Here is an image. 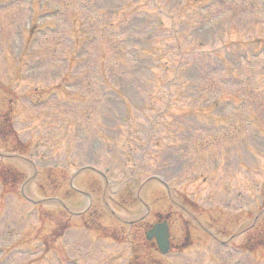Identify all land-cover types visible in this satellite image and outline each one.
Listing matches in <instances>:
<instances>
[{"label": "rangeland", "instance_id": "rangeland-1", "mask_svg": "<svg viewBox=\"0 0 264 264\" xmlns=\"http://www.w3.org/2000/svg\"><path fill=\"white\" fill-rule=\"evenodd\" d=\"M79 1L44 0L43 14H58L52 22L39 17L28 23L33 29L25 39L19 37L21 46L14 48L17 57L12 45L26 30L30 16L41 14L39 2L34 0L28 9L22 3L9 5L8 0H0V115L9 116L13 123L10 132H14L0 138V169L7 166L17 182L12 190L1 185L0 178V264H264V0H97L101 3L97 4L98 11L105 10V14L96 12V17L102 26L111 21L107 28L119 33L115 41L113 36L104 38L111 34L108 30L103 33L97 25L91 27L89 17L83 24L80 12L73 10ZM108 13L117 15L109 18ZM128 15L131 18L125 27L124 16ZM35 29L44 33H34ZM125 42L138 51L129 55L124 50ZM102 44L113 54L102 51L100 55ZM32 65H36L35 72L28 70ZM68 74L74 76H69L71 82L85 80L76 91H65L60 85L69 80ZM96 74L99 79H93ZM106 89L112 94L103 95ZM54 91L56 99L47 97L42 106H31L30 101L45 100V95ZM126 116L131 119L133 133L126 126L119 133ZM173 120H178L183 129L170 127ZM114 123H118V130L103 140L102 132ZM178 131L184 135L179 136ZM132 137L146 151L138 150L135 156L139 159L126 163ZM173 138H186L187 142L179 146ZM194 139L208 140L214 156L191 151L188 144ZM12 149L30 162L6 159ZM220 149L228 153L224 159L217 155ZM121 160L127 165L122 167ZM198 161L208 162L207 168L197 171L201 179L205 177L203 171L210 170L205 172L207 181L203 182L219 186L216 203L235 210H217L222 216L217 221L222 225L220 231L228 238L240 225L245 226L253 217L239 213L238 203L247 205L255 216L259 215L258 233L249 234L258 235L252 237L258 242L241 249L236 246L246 243L248 237L238 235L233 248L238 249L236 253L228 255L219 245L209 251L210 238L195 229L193 222L188 242L184 241L183 221H174V243L191 247L182 254L161 257L146 244L145 225L158 214L175 213L174 200L196 202L198 207L192 209L197 217L199 213H211L202 200L209 197L207 187L200 179L199 193L195 189H169L168 193L164 189L145 190L141 196L149 206V216L139 232L138 227L128 226L147 211L135 201L136 186L150 176H158L166 183L172 180L170 185L178 188L174 180H192L189 175L194 172L189 168ZM86 166L102 172L109 167V178L117 187L108 185L104 200L103 189L96 194L91 193L95 189H83L92 194V208L85 218H79L68 215L62 206L82 213L87 199L59 184L64 178L66 187H70V175ZM18 171L24 181L35 176L24 184ZM81 177L89 182L94 174L84 173L75 182L76 187L90 188ZM102 180L97 179L99 187ZM246 182L249 186L245 188ZM232 189L235 194H228ZM213 213L202 215L200 221L211 224L219 215ZM82 220L89 225L98 222L88 226L101 232L85 230ZM234 221L240 225H234ZM210 231L215 232V228ZM60 236L63 238L59 240ZM109 237L116 240L115 245L107 241ZM259 244L262 248L257 250Z\"/></svg>", "mask_w": 264, "mask_h": 264}, {"label": "water", "instance_id": "water-1", "mask_svg": "<svg viewBox=\"0 0 264 264\" xmlns=\"http://www.w3.org/2000/svg\"><path fill=\"white\" fill-rule=\"evenodd\" d=\"M155 236V235H154ZM162 236H163V238H162V242H160L162 245H161V248L162 249H167L166 247H167V245H166V239H167V235H166V229L164 228L163 229V232H162ZM150 238V237H149Z\"/></svg>", "mask_w": 264, "mask_h": 264}]
</instances>
